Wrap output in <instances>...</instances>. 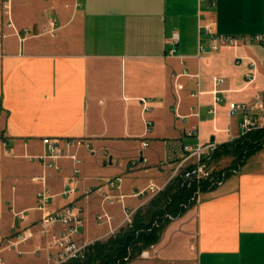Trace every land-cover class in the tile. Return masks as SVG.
<instances>
[{"label":"crops","instance_id":"crops-1","mask_svg":"<svg viewBox=\"0 0 264 264\" xmlns=\"http://www.w3.org/2000/svg\"><path fill=\"white\" fill-rule=\"evenodd\" d=\"M11 14L19 36L5 28L0 0V258L6 264H50L35 209L42 186L33 181L42 174L32 158L43 152L42 138L91 142L93 151L78 152L75 194H62L74 168L68 159L58 161L59 171H49L46 182L48 210L79 204L84 225L76 239L91 244L125 226L120 204L103 203L104 193L164 184L171 170L157 164L166 142L194 144L187 136L193 127L201 143L235 139L239 117L229 116L227 104H250L264 89L260 44L199 51L200 44L208 47L200 32L207 24L217 34H264V0H11ZM50 21L59 26L55 35L43 32ZM213 78L222 84L215 87ZM141 99L151 102L144 116ZM143 118L152 121L148 134ZM220 159L211 160L214 168L222 169ZM118 176L120 187H109ZM125 203L136 211L148 206L129 196ZM102 211L110 225L97 224ZM192 211L167 225L152 246L158 259L147 264H175L192 247L193 264H264V146L202 193ZM64 230L56 224L51 236ZM24 231L35 235L18 247L21 253L4 248Z\"/></svg>","mask_w":264,"mask_h":264},{"label":"built area","instance_id":"built-area-1","mask_svg":"<svg viewBox=\"0 0 264 264\" xmlns=\"http://www.w3.org/2000/svg\"><path fill=\"white\" fill-rule=\"evenodd\" d=\"M2 15L5 18V28L12 29L14 34L19 36L18 30L15 29L11 14V0H1ZM59 26L55 21H50L44 28L43 32L51 35H55ZM25 35L20 37L23 41L27 38V29L24 30ZM200 32L208 35L209 43L207 49L203 44L199 45V51L201 53H212L224 46H250L252 44H260L264 47V34H250V35H231V34H217L213 32L210 24L204 25L200 28ZM2 38L6 37V33L2 32ZM176 36L173 38V42L176 43ZM173 52V51H172ZM187 75L184 70L181 74H177L175 79L177 80L182 75ZM223 80L221 78H213L214 86L221 85ZM219 92L214 90V93ZM199 93H191V97L197 96ZM220 101L219 98H215V102ZM150 101L141 99V111L143 116L150 111ZM258 110V113L253 112ZM264 89L257 93L250 104L231 101L227 104V111L230 117H239V134L236 138L244 136L249 132H253L259 129H264ZM214 110H209V113H213ZM177 117L180 115L175 109ZM143 124L145 127V134H148L152 129V121L148 118H143ZM188 137L196 138L194 144H186L180 139H171L166 142V152L164 157L158 162V166L161 168H170V173L164 184H157L155 182H149L145 187L131 192L129 195L124 194H108L104 193L102 196L103 203L118 202L122 210V224L131 225L133 216L137 208L128 207L125 203L126 197L138 198L141 200L139 206L149 202L152 198L160 194L165 187L171 182H176L180 187L190 189L195 188L193 196L194 204L198 203L201 199V187L205 186L212 190L215 187L222 184L227 178V171L222 169H216L212 165V157L217 147L219 146L215 142L201 143L198 140V133L196 128H191L187 132ZM235 138V139H236ZM234 140V139H233ZM42 144L44 150L41 154L33 156L32 158L38 160L42 167V174L33 181L41 184V189L36 194V206L35 209L41 213L39 220L38 233L45 236L44 249L47 252L48 260L50 264H62L71 259H81L84 256L86 247L89 244L81 243L76 239L78 234L83 228V215L82 207L71 202L63 208L56 211H49L51 195L46 188L47 179L51 176L49 171H59L58 161L61 159H68L73 162L74 168L72 175L66 180L63 185L62 194L72 195L75 194L79 185V165L81 159L78 155L79 150L85 149L87 151H93L92 145L89 140L86 139H71V138H42ZM232 141V140H231ZM5 144V142H4ZM144 143L143 146H147ZM234 171V170H233ZM232 171V172H233ZM109 187L119 188L122 183L120 176L110 179L107 182ZM138 206V207H139ZM13 214L20 219L24 216L22 213ZM111 216L106 211H102L96 215V222L98 225L111 224ZM59 224L65 228V230L58 236H51L54 225ZM35 233L31 231L18 232L15 236L5 241L4 248L6 250H18V247L24 244L27 240L31 239ZM152 247V246H151ZM143 256H148V251H143ZM0 264H6L3 259L0 258Z\"/></svg>","mask_w":264,"mask_h":264},{"label":"trees","instance_id":"trees-1","mask_svg":"<svg viewBox=\"0 0 264 264\" xmlns=\"http://www.w3.org/2000/svg\"><path fill=\"white\" fill-rule=\"evenodd\" d=\"M264 146V129L249 132L230 142L220 144L212 159L231 157L223 168L227 176L241 167L246 159ZM205 186L201 192L209 191ZM195 188L180 187L175 181L148 202V206L135 212L131 225H125L104 241L89 244L81 259L62 264H128L149 247L156 245L172 219L181 217L194 204Z\"/></svg>","mask_w":264,"mask_h":264},{"label":"rangeland","instance_id":"rangeland-1","mask_svg":"<svg viewBox=\"0 0 264 264\" xmlns=\"http://www.w3.org/2000/svg\"><path fill=\"white\" fill-rule=\"evenodd\" d=\"M230 162H231V158H229V157H222L220 160H219V162H218V164H217V166L216 167H220V168H225V167H227L229 164H230ZM214 167V166H213ZM197 203H195V205H196ZM195 205H193L191 208H189L181 217L183 218V216H185V214L186 213H189L190 211H191V215L193 214L192 212V210H193V207L195 206ZM181 217H178V218H175V219H172V221H175V220H178V219H180ZM185 218V217H184ZM189 218V217H188ZM185 219H187V218H185ZM192 220H193V218H192ZM171 221V222H172ZM148 256L147 257H144L143 256V253H141L138 257H136L135 259H133L130 263H128V264H147V261H149V260H156V259H158L157 257H155L156 256V249L155 248H153V247H149L148 249ZM146 251V250H145ZM193 252H194V249H193V247L190 249V251H189V253H190V257L189 258H187V259H185V260H179V261H176L175 262V264H193L194 263V261H193ZM155 258V259H154ZM165 264V263H164Z\"/></svg>","mask_w":264,"mask_h":264}]
</instances>
